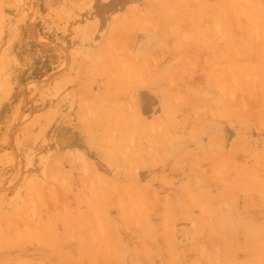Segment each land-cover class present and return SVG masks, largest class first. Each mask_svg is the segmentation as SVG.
<instances>
[{"label":"rangeland","instance_id":"374dc122","mask_svg":"<svg viewBox=\"0 0 264 264\" xmlns=\"http://www.w3.org/2000/svg\"><path fill=\"white\" fill-rule=\"evenodd\" d=\"M0 264H264V0H0Z\"/></svg>","mask_w":264,"mask_h":264},{"label":"bare ground","instance_id":"6f19581e","mask_svg":"<svg viewBox=\"0 0 264 264\" xmlns=\"http://www.w3.org/2000/svg\"><path fill=\"white\" fill-rule=\"evenodd\" d=\"M34 29H35V33H36V35H37V36H39V35H38V34H39V32H38L37 28H36V27H34ZM34 36H35V35H34ZM37 36H36V37H37Z\"/></svg>","mask_w":264,"mask_h":264}]
</instances>
